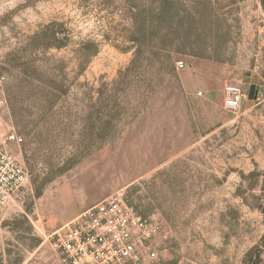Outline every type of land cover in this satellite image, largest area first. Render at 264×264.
Masks as SVG:
<instances>
[{"label": "rangeland", "instance_id": "rangeland-1", "mask_svg": "<svg viewBox=\"0 0 264 264\" xmlns=\"http://www.w3.org/2000/svg\"><path fill=\"white\" fill-rule=\"evenodd\" d=\"M0 76V264H59L73 183L157 224L158 264H264V0H0Z\"/></svg>", "mask_w": 264, "mask_h": 264}, {"label": "built area", "instance_id": "built-area-1", "mask_svg": "<svg viewBox=\"0 0 264 264\" xmlns=\"http://www.w3.org/2000/svg\"><path fill=\"white\" fill-rule=\"evenodd\" d=\"M186 63H178L184 68ZM244 89L238 84L224 88V109H241ZM6 107L4 80L0 76V111ZM6 144L21 145L23 138L11 133ZM27 175L16 160L0 149V209L21 191ZM159 226L111 196L93 205L50 236V245L59 264H158L154 237Z\"/></svg>", "mask_w": 264, "mask_h": 264}, {"label": "crops", "instance_id": "crops-1", "mask_svg": "<svg viewBox=\"0 0 264 264\" xmlns=\"http://www.w3.org/2000/svg\"><path fill=\"white\" fill-rule=\"evenodd\" d=\"M59 191L62 194L55 204L57 210L55 209L54 216L57 225L67 224L76 219L100 199L99 194H91L89 186L81 183L65 184Z\"/></svg>", "mask_w": 264, "mask_h": 264}]
</instances>
